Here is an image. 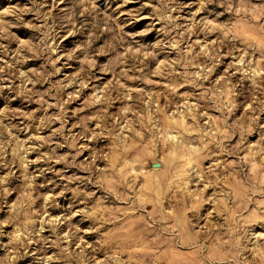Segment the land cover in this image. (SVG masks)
Returning a JSON list of instances; mask_svg holds the SVG:
<instances>
[{"label": "rangeland", "instance_id": "obj_1", "mask_svg": "<svg viewBox=\"0 0 264 264\" xmlns=\"http://www.w3.org/2000/svg\"><path fill=\"white\" fill-rule=\"evenodd\" d=\"M0 264H264V0H0Z\"/></svg>", "mask_w": 264, "mask_h": 264}]
</instances>
